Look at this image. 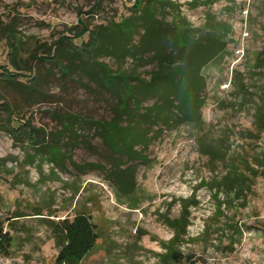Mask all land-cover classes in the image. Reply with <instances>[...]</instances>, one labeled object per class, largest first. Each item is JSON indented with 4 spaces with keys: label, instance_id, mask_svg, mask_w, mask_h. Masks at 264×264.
Segmentation results:
<instances>
[{
    "label": "rangeland",
    "instance_id": "obj_1",
    "mask_svg": "<svg viewBox=\"0 0 264 264\" xmlns=\"http://www.w3.org/2000/svg\"><path fill=\"white\" fill-rule=\"evenodd\" d=\"M161 1L157 16L165 24L182 22L197 36L225 43L224 51L202 69L207 83L201 94L203 127L185 125L160 133L154 128L147 147L136 148L142 159L119 158L83 123L74 125L73 134L59 132L67 114L111 119L118 98L99 85L66 76L47 62L35 63L37 84L18 78L13 85L0 77V102L41 131L39 147L29 144L28 126L13 134L0 108V222L10 237L0 249V264H57L61 247L55 231L61 237V222L78 216L93 224L98 237L81 264H264V165L249 193L226 199L210 188L225 175L226 164L199 154L194 139L200 130L209 139L225 135L232 156L249 163L264 154V134L253 124L264 96V0ZM135 2L0 0V66H9L12 36L23 42L20 65L25 66L68 29L80 31V20L89 30L118 23L133 15ZM138 40L139 35L134 42ZM99 62L117 69L110 59ZM137 64L127 60L123 69L134 68L148 79L156 68ZM49 145L64 153L62 166L49 163ZM120 165L126 170L121 176L132 183L131 194L121 193L110 179ZM182 201L196 205L188 209L186 234L172 246L175 235L167 222L180 218Z\"/></svg>",
    "mask_w": 264,
    "mask_h": 264
},
{
    "label": "trees",
    "instance_id": "obj_2",
    "mask_svg": "<svg viewBox=\"0 0 264 264\" xmlns=\"http://www.w3.org/2000/svg\"><path fill=\"white\" fill-rule=\"evenodd\" d=\"M145 1H148V4L144 6ZM160 3L163 2L136 0L130 8L133 15L129 18H121L118 23L109 22L94 30H89L80 20V31L68 29L45 51H41L39 57H32V62L25 66L20 65L21 61L24 63L20 58L23 42L18 40L17 36L11 35L12 38H8L12 39L8 53L9 66H0V77H6L13 85L18 83V78L37 84L39 75L35 63L47 62L58 67L66 76L76 75L78 78L85 77L94 82L118 98V103L112 108L111 119H80L67 114L62 116L64 123L60 134L63 136L64 132H77L73 129L74 125L83 123L93 129L95 135L100 137L110 150L117 153L119 158L127 156L134 160L142 159L141 151L136 148L147 147L151 139L149 132H153L154 128V132L160 133L163 129H176L185 125L203 127L201 110L205 102L201 94L206 90L207 83L202 69L225 49V43L219 37L197 36L182 22L175 25L165 24L157 16L156 5ZM110 28L114 31L109 32ZM137 35L139 40L135 43ZM75 41L78 45H74ZM66 46H69L71 51L66 50ZM99 59L114 61L117 69L112 70L106 63L99 62ZM130 59L138 62V66L155 65L156 68L148 79L141 78L134 68L123 69L125 62ZM63 60L66 63H63ZM259 100L253 124L257 133L264 134V96ZM0 108L7 113L8 130L14 134L28 126V132L24 133L27 134L29 144L39 147L37 135L41 131L19 120L6 101L0 102ZM205 133L200 130L195 135L198 153L225 163L227 168L225 175L215 180L210 188L215 194H224L226 199L232 196L243 197L249 193L253 180L261 173L258 169L264 165L261 162L264 154L259 156L260 159L249 163L242 156H232L225 135L209 139ZM47 147L49 163L57 167L62 166L64 153L61 149L55 145ZM37 154L44 155L38 148ZM121 165L116 167L118 172L111 174L110 179L121 193L131 194L134 190L132 183L121 176L122 172H126L120 170ZM181 203L180 218L167 222L175 235L171 240L172 246L179 237L186 234L189 225L188 209L196 205L195 202ZM60 228L61 237L55 231L61 247L56 263L81 264L98 238L93 224L78 216L71 222L63 220ZM9 243L10 237L4 233V225L0 222V249ZM171 257L174 260L178 258L175 248L171 250Z\"/></svg>",
    "mask_w": 264,
    "mask_h": 264
}]
</instances>
